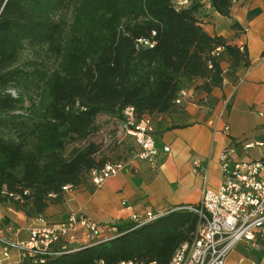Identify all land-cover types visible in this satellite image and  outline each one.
Instances as JSON below:
<instances>
[{"label":"trees","instance_id":"1","mask_svg":"<svg viewBox=\"0 0 264 264\" xmlns=\"http://www.w3.org/2000/svg\"><path fill=\"white\" fill-rule=\"evenodd\" d=\"M208 1L229 18L247 0ZM197 11L173 0H0V203L43 219L67 199L65 187L123 161L91 139L101 116L121 124L128 107L138 117L171 114L195 80L210 107L225 81L222 62L232 76L251 61L246 47L210 36ZM198 223L197 214L174 210L139 227L117 225L108 241L67 245L49 263L169 264Z\"/></svg>","mask_w":264,"mask_h":264},{"label":"crops","instance_id":"2","mask_svg":"<svg viewBox=\"0 0 264 264\" xmlns=\"http://www.w3.org/2000/svg\"><path fill=\"white\" fill-rule=\"evenodd\" d=\"M191 3V7H198L196 17L202 28L210 36L246 47L251 65L231 76L229 62H222L225 81L210 95V107L200 103L205 94L197 87L204 82L195 80L183 91L186 97L176 111L152 117L161 150L157 172L134 156L122 172L102 186L90 182L68 192L67 199L51 206L40 220H29L24 213L0 203V233L6 239L28 242L33 228L56 226L69 213H84L97 223L117 226L130 224L134 215L195 207L201 203L205 187L217 191L222 186L221 155L225 149L235 145L234 162L264 160V0L235 3L229 18L215 12L208 0ZM234 24L239 29L233 28ZM236 79L242 82L236 85ZM220 114L224 116L218 121ZM224 125L228 133L223 131ZM165 147H169L168 153L163 152ZM114 234L106 232L101 242ZM81 246L77 242L69 244L74 249ZM1 253L0 244V257ZM9 256L4 264L20 262L18 250L12 249ZM225 264H264V251L250 250L239 243Z\"/></svg>","mask_w":264,"mask_h":264},{"label":"built area","instance_id":"3","mask_svg":"<svg viewBox=\"0 0 264 264\" xmlns=\"http://www.w3.org/2000/svg\"><path fill=\"white\" fill-rule=\"evenodd\" d=\"M190 1H180L179 4L189 5ZM177 7L181 8L179 5ZM237 81L236 85L242 82L240 79ZM179 97L177 104L181 105L186 97L185 92ZM121 113L123 119L117 137L118 143L125 139L134 140L139 148L135 158L157 172L160 168L161 150L157 146L153 119L150 115L138 117L132 107ZM223 116L224 114H220L218 121ZM223 131L228 133V126L224 125ZM246 147L251 148L253 145ZM169 151V147L163 148L164 153ZM235 152V145H231L221 155L223 183L220 189L213 191L205 187L199 205L178 209L197 214L199 223L194 238L178 248L169 264H225L239 243H245L250 250L264 251V160L249 164L234 162ZM128 163L131 161L108 163L101 170H93L91 182L97 187L102 186L107 179L122 172ZM71 190L73 189L69 186L64 188L66 194ZM163 215H134L131 222L139 227ZM106 232L116 233V225L97 223L84 213H69L56 226L33 228L28 242H10L0 233V262L4 264L10 257V251L16 249L21 254L17 264H50L49 261L59 256L67 245L77 242L82 246H92L101 243ZM120 264L143 263L129 261Z\"/></svg>","mask_w":264,"mask_h":264},{"label":"rangeland","instance_id":"4","mask_svg":"<svg viewBox=\"0 0 264 264\" xmlns=\"http://www.w3.org/2000/svg\"><path fill=\"white\" fill-rule=\"evenodd\" d=\"M183 2L184 0H173V3L181 8H187L190 9L193 0H191L189 5H180L179 2ZM30 57V54L28 51H25L21 56V61L27 60ZM14 95L15 92H13ZM36 98V97H35ZM98 125L100 126L101 130L92 136V140L101 146H103V151H106L110 161H116L118 158H120L123 161L130 160L133 156H136L139 152V148L134 142V140L131 139H125L122 141L120 148L122 152V157H119L115 153H113L114 149L116 148L115 145L118 137V133L120 131V123L116 121L115 119H111L105 116H101L98 119Z\"/></svg>","mask_w":264,"mask_h":264}]
</instances>
